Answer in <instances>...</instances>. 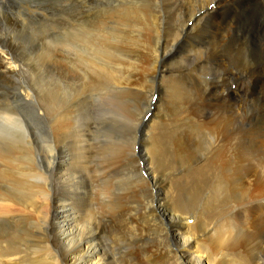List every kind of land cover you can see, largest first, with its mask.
Instances as JSON below:
<instances>
[{"label":"bare ground","instance_id":"obj_1","mask_svg":"<svg viewBox=\"0 0 264 264\" xmlns=\"http://www.w3.org/2000/svg\"><path fill=\"white\" fill-rule=\"evenodd\" d=\"M115 1L117 2V0H40V2L38 0H0L1 159L4 157L9 159L10 150L8 151V149L10 144H7V142L11 141L10 134L13 128H11L13 120H18V124L21 123V120H19V112L22 111L18 112L17 109H19L20 106L16 109L14 103L17 101L20 103L23 100H28V97L30 98L29 91L27 92L23 89L20 80L25 77L24 73L26 74V72L24 68L26 66L30 68L29 65L32 64L26 62L24 53L15 45L12 35L18 34L21 31H23V33L27 30L30 31L32 27L34 28L38 20L45 19L52 14L55 5L65 2L77 8V10L89 7L88 14H97L96 16L94 14L93 20L91 19L93 25L99 24L104 20V15H101V12H105L106 14L110 13L109 17L112 19L116 17L118 20L120 19L122 21L126 18L128 19V13L124 14L125 12H117L118 16L116 15V9L119 8L116 7L115 9V7H112V3ZM136 1L139 2V0ZM140 1L142 2V0ZM107 4L111 7L107 8ZM121 5L123 6L124 4L122 3ZM92 7L95 9L91 10L90 8ZM128 7H130V16L138 15L139 17L140 13L141 15L142 13L144 14L143 24L148 28V31L146 30L147 34H145L144 37L147 42L149 41L148 45L150 46L151 57H149L151 58L150 65H152V67L149 84L152 92H155L154 83L160 80L164 82V85L166 83L170 90L171 95L167 100L169 110L166 111L164 109L163 117L161 116V118L165 119V121L168 120L167 122H174L178 119L181 125V128H179V126L175 131L180 129L182 131H178L179 133L175 134V138L170 135L173 139L167 137L168 142L164 141L166 144H164L163 147L161 146L162 150L160 149L158 151L160 152V159L163 160L161 157L169 154L171 150L169 145L171 144V139L176 145L175 150L178 154H183L184 156L190 155V157L193 156L195 153L194 149L198 143L197 138L194 139L193 136L199 135L203 136L202 139L207 143V153L204 155V160L206 165H209L206 167V169H208L204 170V172L208 174H200L201 176L194 177L193 190L190 192L191 196L187 197L184 204L180 205L179 199L174 200L175 209L173 210H170L169 207L166 208L168 202L166 197L162 194L163 186L159 184V176L152 170L149 182H144L145 189L148 192L150 191L151 199L145 200L146 192L141 191L142 194H140L145 200L141 198L144 201L142 202V207L145 211L143 216H140V227L141 236L144 235V232H152V245L156 246V252L151 254L153 249L145 248L142 250V256H144L142 260L144 262L145 260L149 261L151 264H156L157 262V264H210L208 257L204 259L202 254L197 255L195 258L191 257L192 253L190 250L194 247L198 239L196 237L200 234L203 233L202 235L205 236L218 226L217 228H219L222 233L221 240L217 236L214 237L213 245L219 248L221 246L220 244H222L228 248V251H237L240 238L248 243L251 239L253 241L258 234L264 233V203L259 202L260 205H258L255 202L256 200L260 201L264 198V174L262 175V172H258L256 177L250 179V176L253 175V171H251L253 168L251 169V167H249L245 169L242 167L241 162L243 158L245 159L244 156H248L247 154L245 155V153L241 154L244 148H251L253 145L257 147L258 145L261 149L264 146V0H144V3L138 4V6L129 2ZM56 8L58 9L57 6ZM56 10L54 12H56ZM260 11H262L261 17L259 16L257 18L256 15ZM54 14L56 15V13ZM66 14H68V11ZM114 15H116V17H114ZM68 16L70 15L68 14ZM73 16H75V14H73ZM89 16H87V18H89ZM83 19L81 21H83ZM53 20L56 21L54 18ZM134 20H136V17ZM57 21L59 24L58 19ZM67 21L70 22L69 19ZM71 21L73 23L74 20ZM79 24L80 23H78V25ZM72 29H69L72 31L71 33L74 31ZM76 29L77 27L75 30ZM66 30L67 29H65V31ZM75 32L76 31H74V33ZM80 36L78 34L77 36L75 35V37H79L80 40H82ZM153 36H155L156 39V48L152 43ZM72 38L73 37H71V39ZM73 41H75V39H73ZM90 42H92V40ZM56 43L57 42H55V44ZM116 46L117 47L114 48L116 53L120 54L126 51V46L123 44H116ZM139 51L141 50L139 49ZM147 62L149 63V60ZM160 88L161 85L159 86V89ZM151 113L150 115H152V117L156 115L154 111ZM43 114L44 111L41 112L40 119ZM142 114L143 113H141V115ZM147 117L144 119V121L147 122L143 124L149 125L148 121L150 118L148 117L149 119H147ZM47 118L49 120V117ZM51 119L50 128L53 130L54 134V132L58 131V122L55 112H52ZM58 119H60V117ZM141 119L142 118H140V120ZM176 126L177 125H175V128ZM17 133H14V135ZM134 134L136 137V131ZM52 144H54L52 145L54 152L50 156L48 167H45L48 168V170L42 175V178L44 177V182L38 185H29L27 187V192H25L22 197L18 198L20 201L29 200L37 193H40L42 203L44 202L46 207V211L43 212L41 223L33 224V228H35L36 231L32 234V239H29L25 243L27 247L24 250L27 253H32L30 254L32 256L25 259V261H19L15 259V257L12 258L10 255H6V257H0V264H99V262L100 264H112V260L105 256L103 258L102 256L104 253L102 248L99 247L98 241L101 232L100 229L96 227V219L93 224L86 223V228H89L88 232H82L80 228L76 232L69 230L68 228L70 225L64 227L65 222H70L71 216L65 207L67 208V205H71L72 207L77 205L76 200H78L79 197H83L81 205H77L81 208L79 209L83 216L82 222L90 216L93 217L91 219H94L95 217L92 213L95 209L93 208L90 194L88 196L84 194L80 196L79 181H82L83 178L77 177L69 181L70 179L66 177L68 172L65 173L68 168H65V170L63 169L69 162L63 158L55 162L59 148H57V142L55 140H53ZM134 145L135 142L133 140L131 146L135 152ZM120 152L119 156L121 158L124 155V150H120ZM257 154L258 163L263 164L264 150ZM251 158L252 154L246 157V160L251 161ZM148 159L146 160L145 158L143 159L144 161L140 162H143L144 165ZM84 161L85 160H80L81 165H85ZM213 163L217 164L216 166L218 169H222L220 173L218 172V176L221 175V177L212 176V172L215 171L213 170ZM259 167L260 171H263L262 169L264 166L259 165ZM2 175L4 176L5 174L1 172L0 176ZM213 178H215L213 180L215 186L213 185V193L209 198L212 202L211 209L205 212L204 215H202V213L199 214L198 219H196L193 224H190L188 221L183 222L185 216L189 218L193 217L191 216V207L194 206L198 196L203 192L205 186H207L206 184L208 181ZM143 179L144 178L139 177V180ZM246 183H251V185L248 186ZM230 184L233 185H231L232 187L230 186L231 188L228 186ZM105 186L106 182L99 188H106ZM229 188L234 196H236L233 202L228 197L230 194V192L228 194ZM239 188L242 192L239 191ZM11 189L12 188H10L8 192L11 193ZM58 189L60 190V195L58 194L57 196L55 195V191ZM154 189H156L157 192L156 196L152 195ZM199 191H201V193H199ZM247 202L250 204L249 206L246 204ZM228 203L230 206H227ZM28 206V204L24 205L25 208H28ZM10 207L8 203L0 202V226L3 225V219H6L3 214H6ZM157 210L162 211L161 216L167 219V222L171 226L170 229L164 224L163 220L157 216ZM60 214L63 215L61 216L63 217L61 221L58 218ZM28 218L29 216L24 213L21 219L25 222ZM12 220L19 224L15 218ZM175 220L179 221L180 225H178ZM75 222L76 221L71 222V224ZM212 222H214L215 226L212 225ZM53 225H57L56 228L59 229V232L54 233V228L51 229ZM26 226L27 223H24L22 231H20L22 234L27 233L28 235V231L25 229ZM177 236H179L178 239ZM170 240H172L175 245L177 244L180 252H178V250H172ZM186 245L188 246L187 248ZM60 248L65 250L64 262L61 260L60 253L56 254V251L60 250ZM263 248L264 239L255 242L250 248L256 252V255L259 253L262 255L260 260L261 263L258 264H264ZM41 251L43 253H40ZM229 263L230 261L226 258L221 261V264Z\"/></svg>","mask_w":264,"mask_h":264},{"label":"rangeland","instance_id":"obj_2","mask_svg":"<svg viewBox=\"0 0 264 264\" xmlns=\"http://www.w3.org/2000/svg\"><path fill=\"white\" fill-rule=\"evenodd\" d=\"M38 1L40 2V0ZM129 2L138 6V4L144 3V0L142 2L140 0L139 2L136 0H117V2H113L112 7H115V9L116 7L119 8L116 9L117 16V12L128 13L127 21L126 19L123 20L124 22L120 19L118 20L116 15H114L116 18L112 19L109 17L110 13L101 12V15H104V22L102 21L96 25H93L92 21L95 13L88 14L89 7L77 10V8L66 2V4L58 3V5L53 7L52 16L47 17L48 19L45 18L47 22L45 19L38 20L34 28L32 27L33 30H27L28 32L24 31V33L21 31L12 35L15 45L24 53L26 62L32 65H29L30 68L27 66V68H24L26 72L24 76L26 78L23 77V80H20L23 89L27 92L29 91L30 98L23 100L24 103L23 101L20 103L17 101V104L14 103L16 109L20 106L17 109L18 112L22 111L19 113H23L19 114L21 123L18 124V120H13L11 126L13 128L10 134L11 141H9L10 143L7 142L11 146H9V149L7 147L8 151L10 150L9 159L0 158V173L3 172L5 174L0 176V202L8 203L12 207V210L10 207L8 212L3 214L6 219H3V225L0 226V257L10 255L19 261H25V259L32 256L30 255L32 253H27L24 250L27 247L25 243L32 239V234L36 231L33 228V224L41 223L46 207L44 202L42 203L40 193H37L29 200L20 201L18 198L27 192L29 185H38L44 182L42 175L48 170L45 167H48L50 156L54 152L53 140L57 142V148H59L55 162L62 158L69 162L67 166L63 167L64 170L68 168L65 173L68 172L66 177L70 179L69 181L77 177L83 178L82 181H79L80 196L83 194L88 196L90 194L93 208L95 209L94 214L92 213L95 218L91 219L93 217L90 216V220L88 218L82 222L83 216L80 211L81 208L78 206L81 205L83 197H79L76 200L78 206L67 205V208L65 207L71 216L70 222H65L64 227L70 225L69 230L76 232L80 228L82 232H88L89 228H86V223L93 224L96 222V227L101 232L98 241L99 247L102 248L104 253L102 256L112 260V264H151L149 261L145 260L144 262L142 260L144 257L142 256V250L145 248L153 249L151 254H154L156 246L152 245V232H144V235L141 236L140 220L145 211L142 207V202L151 199L150 191L148 192L145 189L144 182H149L152 170L159 176V184L163 186L162 194L168 202L166 208L169 207L170 210L175 209L174 200L179 199V204L182 205L187 197L191 196L190 192L193 190L194 177L208 174L204 172L209 165H206L204 160V155L207 153V143L202 139L203 136H193L194 139L197 138L198 140L193 156L180 155L175 150L176 145L172 139L175 138V134L182 131L181 129L175 131L177 127L180 126L179 128H181L180 121L176 119L174 122H167L168 120L165 121V119L161 118V116L163 117V110H169L167 100L171 95L170 90L166 83L164 85L162 80L155 82L156 84L154 83V93L151 90L149 84L152 67L150 65L151 53L148 45L149 41L147 42L144 37L148 28L143 24V13L142 15L140 13L139 17L138 15H129ZM122 3L124 4L123 6L121 5ZM106 6L107 8L111 7L109 4ZM121 6L124 8L122 9ZM92 8L90 9H95L94 7ZM55 10L56 12H54ZM66 10L70 16L66 14ZM261 12L256 15L257 18L261 15ZM86 15H90L89 18ZM135 17L136 20H134ZM81 18H84L83 21H81ZM68 19L70 22L67 21ZM70 19L74 20L73 23ZM78 23L80 24L78 25ZM67 27L69 29L73 27L72 30L76 32L74 33L73 31L74 34L71 33L72 31ZM74 27H77V29L75 30ZM65 29L68 31H65ZM77 34L81 35L82 40L79 37H75ZM71 37L73 38L71 39ZM91 40L92 42H90ZM152 40L153 46L156 48L155 36L152 37ZM55 42L57 43L55 44ZM61 44H64L65 47ZM116 44L126 46V51L120 54L116 53L114 49L117 47ZM148 60L149 63L147 62ZM160 85L161 88L159 89ZM42 111H44V114L40 119ZM153 111L156 115L152 117L150 114ZM52 112H55L58 122V131L54 132V134L50 128ZM141 113L143 114L141 115ZM47 117H49L50 121ZM59 117L60 119H58ZM146 117L149 119V125L143 124L147 122L144 121ZM138 118L139 120L140 118L142 119L139 121ZM175 125H177L176 128ZM14 133L17 134L14 135ZM167 137L172 138L171 144H169L171 150L166 156L163 155L161 157L163 160H161L160 152L158 151L162 150L163 145L168 142ZM133 140L135 142V152L131 146ZM119 149L121 151L124 150L122 159L119 156L121 153ZM263 150L264 146L260 149V146L257 145L255 147L253 145L251 148H244L241 151V154L245 153V155H248L244 156L245 159L243 158V161H241L242 167L245 169L253 168L251 170L253 175L250 176V179L256 177L258 172H262V175L264 174V168L262 169L263 171L259 169V165L264 166V163H258L257 154ZM250 152L252 158L251 161H248L246 157L251 155ZM145 158L146 160L149 159L143 165V162L140 161H144L143 159ZM80 160H85V165H81ZM212 165H214L213 170H215L212 172V176H218L222 169H218L215 163ZM139 177L144 179L139 180ZM218 177H221V175ZM214 179L208 181L202 193L199 191L201 194L198 196L194 206L191 207V216L193 217L185 216L183 222L188 221L193 224L198 219L199 214L202 213L204 215L205 212L211 209L212 202L209 198L215 186ZM104 181L106 182V188H99L105 183ZM246 184L248 186L251 185V183ZM231 185L228 186L230 187ZM10 188H12L11 193L8 192ZM230 188L228 189V194L230 192L228 197L233 202L236 196H234ZM141 191L146 192L145 200L140 196L142 194ZM239 191L242 192L240 188ZM59 193V189L55 191V195L58 196ZM156 193V189H154L152 195L156 196ZM255 202L260 205V203H264V198ZM26 204L29 205L28 208L24 207ZM246 204L250 205L248 202ZM227 206H230V204L228 203ZM24 213L29 216L26 220L27 222L21 219ZM156 214L170 229L171 226L167 219L161 216L162 211L157 210ZM61 216L63 215H58L60 221L63 220ZM14 218L19 224L12 220ZM74 221L76 222L71 224ZM214 222H212V225H214ZM24 223H27L25 229L28 231V235L21 232ZM176 223L180 225L179 221H176ZM56 226L53 225L51 227V229L54 228V233L59 232ZM217 227L205 236L202 233L196 237L198 239L192 250H190L192 253L191 257L195 258L197 255L202 254L204 259L208 257L210 264H221V261L225 258L230 261L229 264L261 263L262 255L260 253L256 255V252L250 248L255 242L264 239V233L258 234L253 241L251 239L248 243L240 238L237 251H228L225 245L220 244L219 248L213 245L214 237L217 236L221 240L222 233ZM170 246L172 250L180 252L177 244L175 245L172 240H170ZM253 252L255 253L252 254ZM262 252H264V248ZM40 253L43 252L41 251ZM58 253H60L61 260L64 262L65 250L60 248V250L56 251V254Z\"/></svg>","mask_w":264,"mask_h":264}]
</instances>
